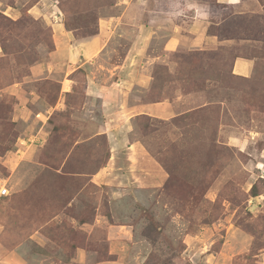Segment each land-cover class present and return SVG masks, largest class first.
Returning a JSON list of instances; mask_svg holds the SVG:
<instances>
[{
  "label": "rangeland",
  "instance_id": "rangeland-1",
  "mask_svg": "<svg viewBox=\"0 0 264 264\" xmlns=\"http://www.w3.org/2000/svg\"><path fill=\"white\" fill-rule=\"evenodd\" d=\"M0 179V264H264V0H0Z\"/></svg>",
  "mask_w": 264,
  "mask_h": 264
},
{
  "label": "crops",
  "instance_id": "crops-1",
  "mask_svg": "<svg viewBox=\"0 0 264 264\" xmlns=\"http://www.w3.org/2000/svg\"><path fill=\"white\" fill-rule=\"evenodd\" d=\"M221 2L223 4H230V5L236 4V2H229V1H221ZM195 32L198 33V29H195ZM180 44H181V39L179 38V36H177V34L169 35L167 37V40L164 43L163 50L167 51V52H173L178 48V46ZM106 48H107L106 41L102 38V35L100 33L95 38H91L90 40H88L86 42L80 43V45L78 47V51H77L78 55H73L72 52H70V56H71L72 60L80 59V56H81V59H80L81 61L92 63L98 57V54H100ZM53 54H54L53 56H56V57L62 56V55H60L62 53H60L58 50H56V52ZM121 64H119V65H117V67L116 66L115 67L119 70V68L121 69V68H123V66L126 65L123 62ZM49 65L50 66H54V65L55 66H61L62 68H63V66H65L66 67L65 70L68 69V67H69L67 62L65 63V65H62L61 62L56 63L54 61H51V64H49ZM253 69H254L253 61L248 60V59H243V58L235 59V61L233 62V66H232L233 74H235L236 76H242V77L250 76ZM137 75H139V74H137ZM126 83H127L126 86L131 84L130 87H132L134 84H139V83H132V82H128V81H126ZM118 84H119L118 81L115 82V80H113L107 87H103V89L101 86H96V85L92 86L91 88L89 87L91 89L92 94L95 93V94H101L102 95V96L99 95V96L95 97L99 100L101 107H103V105H105L106 103L113 104V110L112 111H114L113 112L114 117H116V116L119 117L122 115L128 116V115H130V113H135L138 115L146 114V115H149L153 118L162 119V120H164L163 118H165V119L169 118L166 116H168L170 114V112H172V110L168 109V107H167L168 104L166 102L159 103V104L158 103L157 104H150V105H145V104L140 103V104H135L134 106H129L130 107L129 108L128 107V101H127L128 99H126L124 102L122 95H119L120 92L122 94H124L125 92L123 89H127V88H124V84H121L120 87L118 86ZM112 88H115V89L117 88V91H118L117 95L115 97L113 95L110 98L108 96L105 97L104 94L106 91H104V90H109ZM125 95H127V94H125ZM102 127L104 128V124L102 125ZM129 146L130 147H128L127 150L130 151V149H132L136 153L139 152L138 145L130 143ZM140 156L142 157L141 153L138 156V158ZM144 160H145V157L143 156V161ZM156 178H159V177L155 173V174H152L150 177H148L145 180H152L153 181ZM111 239L112 240L110 242V251L112 253V252H115L116 249H118V246H122V244L120 245V243L118 242L119 240H121V238H119L117 235H112ZM111 247H113V250H115V251L111 250ZM122 263L123 262L121 261V256H119L118 260H115L112 262H101L98 264H122Z\"/></svg>",
  "mask_w": 264,
  "mask_h": 264
},
{
  "label": "built area",
  "instance_id": "built-area-1",
  "mask_svg": "<svg viewBox=\"0 0 264 264\" xmlns=\"http://www.w3.org/2000/svg\"><path fill=\"white\" fill-rule=\"evenodd\" d=\"M10 195L9 187L6 180L0 179V202L2 199L7 198Z\"/></svg>",
  "mask_w": 264,
  "mask_h": 264
},
{
  "label": "trees",
  "instance_id": "trees-1",
  "mask_svg": "<svg viewBox=\"0 0 264 264\" xmlns=\"http://www.w3.org/2000/svg\"><path fill=\"white\" fill-rule=\"evenodd\" d=\"M5 200H6V198H4V199L1 200V202H0V208H1V206H2V204L4 203ZM19 223H20V222H14V221H13V222H10L11 225H10V224H9V225H10V227L12 228V230H16V229H15L16 227L19 228V225H18ZM11 235H12V233H9V234H8L9 237H10Z\"/></svg>",
  "mask_w": 264,
  "mask_h": 264
}]
</instances>
